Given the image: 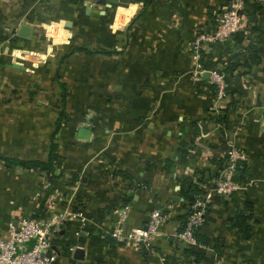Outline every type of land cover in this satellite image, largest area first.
Returning <instances> with one entry per match:
<instances>
[{
  "label": "crops",
  "instance_id": "crops-1",
  "mask_svg": "<svg viewBox=\"0 0 264 264\" xmlns=\"http://www.w3.org/2000/svg\"><path fill=\"white\" fill-rule=\"evenodd\" d=\"M235 1L0 0V235L26 216L82 211L87 225L73 218L54 239L56 264H178L183 185L210 189L236 144L244 189L214 199L200 249L204 264H264V3L245 0L246 29L202 41L196 60ZM6 44L24 64L1 55ZM213 69L228 84L219 104ZM54 144L52 173L7 162H48ZM155 209L171 219L151 250L112 238L117 222L145 228ZM240 212L249 239L234 228Z\"/></svg>",
  "mask_w": 264,
  "mask_h": 264
},
{
  "label": "built area",
  "instance_id": "built-area-1",
  "mask_svg": "<svg viewBox=\"0 0 264 264\" xmlns=\"http://www.w3.org/2000/svg\"><path fill=\"white\" fill-rule=\"evenodd\" d=\"M264 3V0H257ZM245 0H236L227 9L217 15L216 32L209 36L201 37L196 45V60H200L199 48L202 41L212 43L227 42L231 37L246 29V23L241 15ZM9 48V47H8ZM12 52L15 59H23L26 53ZM6 53V52H5ZM210 71L211 82L215 87L217 99L222 101L227 92L228 84L224 73L213 69ZM206 70L198 63L199 75ZM246 154L236 145L231 144L227 150V165L222 170L215 184L202 194L196 196L191 205L190 214L178 233V239L186 247H204L197 238L196 232L206 221L209 209L218 196H230L244 189L237 179V174L242 170L246 162ZM77 218L84 228L87 225V217L82 211L74 212L65 210L60 213H50L47 217L37 219L35 217H23L17 225L10 224L4 235H0V264H56L57 255L53 250L54 239L64 228L68 221ZM171 219L170 214L159 209L151 212L146 227L127 229L124 221L117 222L111 231V236L117 243H132L147 250H151L152 238L158 235L162 226ZM161 264H168L166 257H161ZM178 264H186L185 261ZM212 264H224L214 262Z\"/></svg>",
  "mask_w": 264,
  "mask_h": 264
},
{
  "label": "trees",
  "instance_id": "trees-1",
  "mask_svg": "<svg viewBox=\"0 0 264 264\" xmlns=\"http://www.w3.org/2000/svg\"><path fill=\"white\" fill-rule=\"evenodd\" d=\"M231 69L230 66H227V69L225 72L229 71ZM233 70V69H232ZM223 72V70H222ZM57 145L54 144L50 151V157L48 162H38V161H31V162H24V161H18V160H12L7 159L8 163L20 165L26 169H34V168H40L43 171H48V173H52L54 171V164L57 160ZM204 191H201L197 187H195L192 184H184L183 185V198L185 199V209L186 212L184 215L180 216L179 218L188 219V216L190 214V208L193 202L195 201L196 196L202 194ZM249 209L252 207L248 206ZM187 216V218H186ZM252 220V215H248L245 212H240L237 216V218L234 219V228L238 229L239 232H241L244 239H249L252 232V227L250 225V222ZM187 221V220H186ZM186 223V222H185ZM185 225V224H184ZM196 238L198 242L206 246L208 245V241L197 231L196 232ZM185 257V263L186 264H204L206 260L207 254L204 253L200 247L195 248H189L186 247L184 252Z\"/></svg>",
  "mask_w": 264,
  "mask_h": 264
},
{
  "label": "rangeland",
  "instance_id": "rangeland-1",
  "mask_svg": "<svg viewBox=\"0 0 264 264\" xmlns=\"http://www.w3.org/2000/svg\"><path fill=\"white\" fill-rule=\"evenodd\" d=\"M48 33V32H47ZM5 46H8L9 47V45L8 44H6ZM10 48V49H9ZM9 48H7V47H5V50H3L2 52H1V55H3V57H8V59L12 62V63H17V64H24L23 63V61H22V59H15L13 56H12V52L14 51V50H16L15 51V53H17V51H21L22 49H12L13 47L11 46V47H9ZM6 52V53H5ZM19 53H21V52H19ZM27 62H30V60H28ZM31 64L32 63H34L33 61H31L30 62ZM224 75H225V73H224ZM225 77H226V75H225ZM227 81V80H226ZM215 93H216V90H215ZM226 94H227V92H226ZM226 97V96H225ZM225 99V98H224ZM224 99L222 100V101H219L218 99H217V95H216V102L219 104L220 102H223L224 101Z\"/></svg>",
  "mask_w": 264,
  "mask_h": 264
},
{
  "label": "water",
  "instance_id": "water-1",
  "mask_svg": "<svg viewBox=\"0 0 264 264\" xmlns=\"http://www.w3.org/2000/svg\"><path fill=\"white\" fill-rule=\"evenodd\" d=\"M113 1H114V0H113ZM27 30H28V27H24L23 30H22V35H26V34H27V33H26ZM209 74H210V73H209ZM171 172H172V177H173L174 174H175V172H176V167H173V168L171 169ZM83 254H84V251L81 250V249H78V250L76 251V256H75V258H76L77 260L83 261V260H84V256H83Z\"/></svg>",
  "mask_w": 264,
  "mask_h": 264
}]
</instances>
